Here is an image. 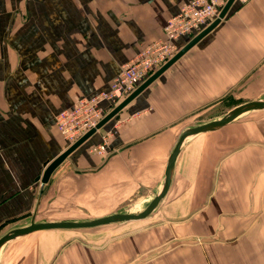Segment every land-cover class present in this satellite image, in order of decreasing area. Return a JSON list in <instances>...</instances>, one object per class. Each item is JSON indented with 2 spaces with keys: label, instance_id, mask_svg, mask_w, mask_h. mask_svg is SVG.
<instances>
[{
  "label": "crops",
  "instance_id": "1",
  "mask_svg": "<svg viewBox=\"0 0 264 264\" xmlns=\"http://www.w3.org/2000/svg\"><path fill=\"white\" fill-rule=\"evenodd\" d=\"M187 1L0 0V235L33 220L105 216L135 195L150 201L180 134L205 122L202 112L229 95L263 99L264 0H232L201 34L174 41L184 50L118 116L66 151L56 113L109 89ZM113 106L100 101L105 112ZM107 132V152L91 153ZM91 202L109 204L70 214L95 209ZM127 221L10 239L0 264H264V123L185 137L165 195Z\"/></svg>",
  "mask_w": 264,
  "mask_h": 264
},
{
  "label": "built area",
  "instance_id": "2",
  "mask_svg": "<svg viewBox=\"0 0 264 264\" xmlns=\"http://www.w3.org/2000/svg\"><path fill=\"white\" fill-rule=\"evenodd\" d=\"M226 1L189 0L182 4L179 10L166 20L163 26L164 37L149 43L134 58L125 61L120 72L111 80L109 89L92 96L80 97L71 107L56 113L55 123L60 133L73 143L87 133L98 132L103 125L100 122L104 116L137 89L157 66L163 65L177 52L174 41L181 35L191 38L198 35L211 20L218 17ZM102 99L113 101L114 106L108 112L100 107ZM139 113L136 111L134 115ZM110 134L111 132H107L102 135L100 142L92 145L90 151L104 155Z\"/></svg>",
  "mask_w": 264,
  "mask_h": 264
},
{
  "label": "water",
  "instance_id": "3",
  "mask_svg": "<svg viewBox=\"0 0 264 264\" xmlns=\"http://www.w3.org/2000/svg\"><path fill=\"white\" fill-rule=\"evenodd\" d=\"M231 1L232 0L226 1V3L221 8L218 17H216L214 19L213 23H215L217 20H219L223 16L227 6L230 4ZM201 33H202V31L199 34H201ZM184 48L185 47H182L179 51H177L155 73H152L142 84H140V86L137 89H135L130 95H128L125 99H123L117 105H115L111 109V111L104 116V118L101 120L100 123L103 124L108 117L116 114L122 106H124L129 100H131L151 79H153L161 70H163L173 59H175V57H177L184 50ZM258 108H264V99H262V100L261 99H252V100H248V101L239 103V104L233 106L232 108H230L226 113H224L223 115H221L220 117H218L216 119H213V120H210L207 122H203V123H199L197 125H193V126H190L186 129H184L182 131V133L180 134L177 142L175 143V145H174V147H173V149L169 155L167 165L165 168L164 182H163L162 189L156 195H154L152 197V199L140 211H138V212H127V211H125V212H120V211L119 212H113V213H110V214L105 215V216L96 217V218H92V219H88V220H82V221H74V220L34 221L33 220L28 224L18 226V227H14V228L8 230L7 232L3 233L2 235H0V246L10 239L25 235L29 232H32V231L38 230V229L60 228V227H90V226H96V225H100V224H104V223H108V222H112V221L138 219V218H143V217L147 216L156 207V205L158 204L160 199L165 195V193L169 187L172 167H173L175 158L177 156V153L179 151V146L185 137H187L190 134L197 133V132L216 129V128L228 123L229 121L234 119L236 116H238L242 112L247 111L249 109H258ZM87 135H89V133H87L85 136H83L82 139H79L78 141L72 143L66 149V151H69L70 149L75 147ZM65 153H63L61 156L56 157V159H54L48 165L47 169L44 172V175L42 176V181H45L48 178V175H49L51 169L54 167V165L56 163H58L62 159V157L65 155Z\"/></svg>",
  "mask_w": 264,
  "mask_h": 264
},
{
  "label": "rangeland",
  "instance_id": "4",
  "mask_svg": "<svg viewBox=\"0 0 264 264\" xmlns=\"http://www.w3.org/2000/svg\"><path fill=\"white\" fill-rule=\"evenodd\" d=\"M257 95L258 96H263L262 98L264 99V89L263 90H260L257 93ZM253 97L254 96L252 94V95H248L247 97L246 96H238V97L235 98V100H231V95H229V97H227L226 100H220L216 104H213V106L209 107V109H206L205 112H202L203 116H201V119L202 120H205V122H206L207 120H210L209 118H211L213 116H216V117L219 116L220 117L221 115H223L224 113H226L230 108H232L233 106H235V105H233V101H234V104L235 103L239 104L240 102L242 103L245 100H250ZM245 122H254V123H258V124L264 123V108L249 109L247 111H244V112H242L241 114H239L238 116H236L234 119H232L228 123H231V124L232 123H238V124H240V123H245ZM228 123H226V124H228ZM226 124H224V125H226ZM99 131H101V129ZM66 141H68V140L66 139ZM71 144L72 143H70V145ZM90 147H89V151H90ZM90 152L91 153H94L92 151H90ZM50 173H49V175H50ZM49 175H48V177H49ZM47 179L44 181L45 182V185H46ZM133 198L135 200H130V201H125V202H122V203H118V205H117L118 207L116 209H114V210H116L118 212L119 211L120 212H125V211H127V212H138L141 209H143L145 207V205L149 202V201L147 202L146 200H144L143 198H141V197H139L137 195L133 196ZM90 204L94 205L96 208L93 209V208H85V207H80V208L79 207H75V208L72 209L73 210L72 212L70 211V214L74 215L73 217H77V218L82 217V216H85V215L86 216L92 215V214L94 215V213H98V212L102 211L101 208L103 206H105V205H108L109 203H103V202H93L92 203L91 202ZM125 223H128V221L127 220L112 221V222H108V223H104V224H100V225L112 226V225L125 224ZM96 226H99V225H96ZM78 229L80 231L81 228H78ZM42 230H45V229L34 230L32 232H29V233H27L25 235H22V236H18V237L13 238V239H20V238L25 237L26 235H29L31 233H38V232H40ZM81 231H83V230H81Z\"/></svg>",
  "mask_w": 264,
  "mask_h": 264
}]
</instances>
